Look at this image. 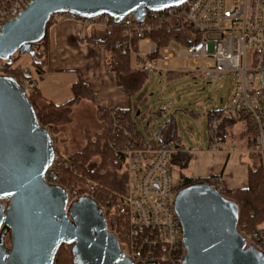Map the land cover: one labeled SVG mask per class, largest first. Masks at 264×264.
Masks as SVG:
<instances>
[{"label": "built area", "instance_id": "obj_1", "mask_svg": "<svg viewBox=\"0 0 264 264\" xmlns=\"http://www.w3.org/2000/svg\"><path fill=\"white\" fill-rule=\"evenodd\" d=\"M31 1L0 0V32L3 25L16 19ZM64 17L88 23L104 21L109 29L112 24L122 27V39L115 48L129 49L138 67L145 72L168 73L167 68L177 58L188 57L193 58L207 79L222 80L227 74L234 75L233 90L224 111L247 117L244 133L250 143L249 152L264 155V0H188L162 10H147L142 20L129 15L115 22L109 15L83 18L66 13L54 14L51 19L57 22ZM162 25L175 31L188 29L192 41L196 34L202 36L181 49L169 44L160 50V58L152 61L147 56L157 50V45L150 37H145V33ZM135 38L140 39L138 49ZM141 42L148 48L143 49ZM167 109L166 105L162 107V110ZM214 111L209 112V136L218 148L227 134L220 131V121ZM109 118L107 148L123 160L127 186L125 192H113L102 204L96 203L97 208L104 218L114 221L115 234L130 257L147 252L151 259L152 252L159 250L164 252L168 264H183L186 248L175 208L174 165L169 164L178 151L171 144L174 140L160 143L139 137L137 129L124 120V113L110 112ZM55 150L46 176L51 183L63 170L76 172L79 167L73 153ZM81 177V181L68 182L65 187L69 204L81 197L94 201L98 195L99 183L87 174ZM240 233L246 239V247L264 253L263 224L248 235Z\"/></svg>", "mask_w": 264, "mask_h": 264}, {"label": "water", "instance_id": "obj_2", "mask_svg": "<svg viewBox=\"0 0 264 264\" xmlns=\"http://www.w3.org/2000/svg\"><path fill=\"white\" fill-rule=\"evenodd\" d=\"M186 1L32 0L3 25L0 59L18 51L33 53L32 45L43 39L57 13L142 20L147 10ZM57 140L41 127L25 88L14 77L0 75V233L2 228L9 233V248L0 245V264H54L61 246L69 243L81 264H124L117 240L101 227L96 203L81 197L69 204L65 188L47 180ZM175 208L186 248L183 264H264L255 248L246 247L239 207L217 187L192 183L176 193Z\"/></svg>", "mask_w": 264, "mask_h": 264}, {"label": "trees", "instance_id": "obj_3", "mask_svg": "<svg viewBox=\"0 0 264 264\" xmlns=\"http://www.w3.org/2000/svg\"><path fill=\"white\" fill-rule=\"evenodd\" d=\"M111 19V21L114 20L113 18ZM53 23L54 20L51 19L43 39L32 45L33 53L28 52L33 58L32 64L36 70L35 75L26 70L21 63H18L19 51L9 60L0 59V75L14 77L25 88L28 98L34 105L41 127L48 129L53 137L58 138L64 128L73 124L74 108L83 100L94 102V93L85 82L79 81L72 87L73 97L66 102L55 103L47 99L43 94L39 81L47 71L51 49L50 27ZM112 25L103 41L108 54V68L117 74L118 84L131 100V106L126 110L96 108L98 119L105 124L103 130L95 133L88 129L84 131L85 146L79 151L73 152V156L79 164L78 170L76 172L63 170L56 181H54L55 184L65 188L68 182L81 181V176L87 174L100 185L98 195L94 199V202L99 204H102L104 198L113 192H125L127 186V175L124 170L123 160H120L115 153L107 148L109 125L111 123L110 112H114L116 115L124 113V120L132 128L137 129L139 137L145 138L138 128V122L148 111L141 109V106H147V98L143 88L149 74L132 64L133 54L129 49L115 48L116 43L122 39L123 28ZM188 33V29L175 31L168 25L156 26L152 30L147 31L145 37H150L157 45V50L149 53L147 58L157 61L160 58V50L173 42L189 46L201 39L202 35L196 34L195 40L192 41L189 39ZM139 40V38L134 40L136 49H138ZM36 75L37 78H35ZM214 112L220 121V131L224 134H230L237 122H246L248 120L245 115H230L222 109ZM170 139L175 141L178 151L171 157L169 164L171 166L178 165L183 169L189 168L192 162V155L183 150L174 127H163L159 139L151 141L167 143ZM199 181L207 182L217 187L227 199L239 207V231L243 234H250L264 222V158L262 154L256 153L255 162L249 172L248 187L227 189L216 177L195 178L183 174L180 185L175 186L174 191L177 193L180 189ZM116 225L119 227L117 222ZM120 240H123V238ZM133 257L136 263L168 264L164 252L159 250L152 252L151 259L148 258L147 252ZM54 264H81L76 257L73 243L61 246Z\"/></svg>", "mask_w": 264, "mask_h": 264}, {"label": "crops", "instance_id": "obj_4", "mask_svg": "<svg viewBox=\"0 0 264 264\" xmlns=\"http://www.w3.org/2000/svg\"><path fill=\"white\" fill-rule=\"evenodd\" d=\"M108 31L109 27L104 21L88 23L70 17L54 21L50 27L51 49L47 71L41 82L39 81V86L47 85V80L48 84L50 81L54 82V76L58 74H69L71 77L67 86L57 88V84L54 83L56 84L54 91H51L48 85L40 86L47 99L55 103L66 102L68 101L66 99H71L73 95V85L83 81L94 93V102L83 100L74 108L73 114L80 105L92 106L95 115H97L96 108L124 110L130 108L131 100L120 88L117 74L108 68V54L103 44ZM170 74V72L167 73L168 77ZM223 101L224 99H221V102ZM240 123H242L241 126H239ZM171 126L172 124L167 123L163 127ZM244 127V121L237 122L218 148L212 144L211 140H208L202 148L187 150L180 141L183 150L192 155L190 176L216 177L227 189L248 187L249 172L255 162L256 153L249 152L250 143L244 133ZM162 128L157 139L160 137ZM174 166L180 168L178 165ZM262 224L264 225V222Z\"/></svg>", "mask_w": 264, "mask_h": 264}, {"label": "rangeland", "instance_id": "obj_5", "mask_svg": "<svg viewBox=\"0 0 264 264\" xmlns=\"http://www.w3.org/2000/svg\"><path fill=\"white\" fill-rule=\"evenodd\" d=\"M171 44L178 49L183 47L178 42ZM142 45L143 49L148 48L144 42ZM32 59L28 52L20 53L18 63H21L26 70L35 75L36 70L32 64ZM132 64L138 66V61L134 55L132 56ZM198 68L199 65L194 62L193 58L179 57L167 68V71L171 73L169 77L167 73H161L157 70L148 73L143 88L147 98V106H141V109L148 111L138 122V128L148 141L157 140L160 129L167 123L172 124L176 129L177 138L187 150L202 148L205 141L210 140L209 110H224L233 90L234 75L227 74L222 80L207 79ZM54 77V82L50 81L48 84L47 80L48 86L45 84L40 86L45 85L54 91L56 84L57 88L67 86L71 76L58 74ZM72 97L73 95H71ZM221 99L224 101L221 102ZM164 105L168 106L167 110H162ZM73 117V124L64 128L55 142V148L66 154L79 151L85 146V129L95 133L102 131L105 126L95 115L92 106L80 105ZM174 142H171L173 147ZM172 174L174 184L179 186L183 174L191 175V167L183 169L174 166ZM257 253L264 261V253L260 250H257Z\"/></svg>", "mask_w": 264, "mask_h": 264}, {"label": "flooded vegetation", "instance_id": "obj_6", "mask_svg": "<svg viewBox=\"0 0 264 264\" xmlns=\"http://www.w3.org/2000/svg\"><path fill=\"white\" fill-rule=\"evenodd\" d=\"M95 212H98L97 209H95ZM70 217L71 219H74L73 217V213L70 212ZM98 218L100 220V223H101V227L103 229V231L105 232V234L108 236V237H113L117 240L118 242V246H119V252L121 254L120 258H119V262L120 263H124V264H138L134 261V259L132 257H130L127 253H126V250L123 248V246L121 245L118 237L116 236L115 234V231H114V221H109L107 220L106 218H104L101 213L98 214ZM0 245H3L4 248H9V233L4 230L3 231V228L1 230V233H0ZM144 264V263H143Z\"/></svg>", "mask_w": 264, "mask_h": 264}]
</instances>
